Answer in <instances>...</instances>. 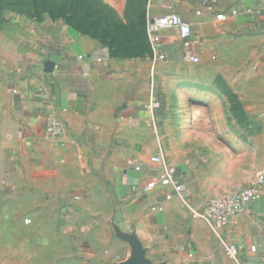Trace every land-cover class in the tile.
<instances>
[{
  "label": "crops",
  "instance_id": "0c3cea01",
  "mask_svg": "<svg viewBox=\"0 0 264 264\" xmlns=\"http://www.w3.org/2000/svg\"><path fill=\"white\" fill-rule=\"evenodd\" d=\"M109 4L111 43L42 24L0 90V205L15 209L2 264H133L139 251L149 264H233L223 242L264 264V184L219 237L194 215L264 174V0ZM167 14L190 24L198 64L175 29L160 32L166 59L153 63L146 22ZM47 112L57 141L43 139ZM159 149L182 188L169 200L147 188Z\"/></svg>",
  "mask_w": 264,
  "mask_h": 264
},
{
  "label": "rangeland",
  "instance_id": "374dc122",
  "mask_svg": "<svg viewBox=\"0 0 264 264\" xmlns=\"http://www.w3.org/2000/svg\"><path fill=\"white\" fill-rule=\"evenodd\" d=\"M123 0H0V90L8 85L9 76L16 70L21 55L38 38L37 31L43 32L42 24L53 23L56 27L79 28L82 35L99 43L113 41L118 33L116 21L105 15V8L122 6ZM124 9V7H123ZM60 30L58 31V33ZM15 209L0 205V232L4 227L3 216L14 214ZM1 251V250H0ZM0 254V264L6 258Z\"/></svg>",
  "mask_w": 264,
  "mask_h": 264
},
{
  "label": "built area",
  "instance_id": "2783aa9c",
  "mask_svg": "<svg viewBox=\"0 0 264 264\" xmlns=\"http://www.w3.org/2000/svg\"><path fill=\"white\" fill-rule=\"evenodd\" d=\"M234 14V12H233ZM223 15H218L216 19L221 20ZM166 29L177 30L178 37L181 41V50L183 59L187 62L198 64L199 58L192 52L191 26L181 16L176 14H167L156 17H148L145 27L146 37L150 46L153 63L162 62L166 56L162 48L160 32ZM79 61L83 56H78ZM92 62L95 64L104 63V58L94 57ZM158 104L150 102L147 109L153 112L158 109ZM190 117V115H187ZM63 136L62 122L53 113L47 112L44 117L43 139L48 142L57 141ZM151 162L158 164L161 168V174L157 181L147 185V188L157 186L168 189L165 199L169 200L173 195L182 192V188L175 178L176 171L170 166L164 157V153L159 149L157 154L151 158ZM264 184V174L259 172L255 177L239 191L224 193L213 197L202 214H194L205 222L214 235L219 237L220 232L228 225L229 221L243 214L247 206L257 202L260 198L261 187ZM152 211H161L160 204L151 207ZM29 224V220L24 221ZM223 252L225 257L233 264H243L238 248L233 244L223 242ZM251 251L255 249L250 248Z\"/></svg>",
  "mask_w": 264,
  "mask_h": 264
},
{
  "label": "water",
  "instance_id": "95a60500",
  "mask_svg": "<svg viewBox=\"0 0 264 264\" xmlns=\"http://www.w3.org/2000/svg\"><path fill=\"white\" fill-rule=\"evenodd\" d=\"M139 254L140 255H139L138 260L136 262H134L133 264H149V263L146 262L143 254L140 251H139Z\"/></svg>",
  "mask_w": 264,
  "mask_h": 264
},
{
  "label": "bare ground",
  "instance_id": "6f19581e",
  "mask_svg": "<svg viewBox=\"0 0 264 264\" xmlns=\"http://www.w3.org/2000/svg\"><path fill=\"white\" fill-rule=\"evenodd\" d=\"M188 112V111H187Z\"/></svg>",
  "mask_w": 264,
  "mask_h": 264
}]
</instances>
